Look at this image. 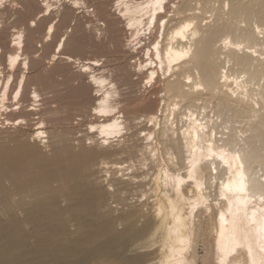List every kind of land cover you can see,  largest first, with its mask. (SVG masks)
Listing matches in <instances>:
<instances>
[{"label": "bare ground", "instance_id": "1", "mask_svg": "<svg viewBox=\"0 0 264 264\" xmlns=\"http://www.w3.org/2000/svg\"><path fill=\"white\" fill-rule=\"evenodd\" d=\"M35 6L0 0V35L11 34L0 41L4 212L24 214V198L46 194L51 183L70 184L94 163L112 197L126 201L130 187L140 193V205L119 217L128 226L116 236L130 238L137 214L154 223L132 249L134 264L154 254L156 264H199L198 245L212 236L213 264H264V0H35ZM67 20L57 40L59 21ZM45 22L41 41L27 51L25 30L35 33ZM121 23L129 34L126 62L115 54ZM77 27L86 36L94 31L97 47L113 57L69 52ZM45 44L53 46L49 62L77 63L89 82L44 69L35 82L30 66L44 65ZM49 123L55 132L86 130L77 144L56 136L48 151ZM8 125L17 131L3 134ZM98 191L101 200L106 195Z\"/></svg>", "mask_w": 264, "mask_h": 264}, {"label": "rangeland", "instance_id": "2", "mask_svg": "<svg viewBox=\"0 0 264 264\" xmlns=\"http://www.w3.org/2000/svg\"><path fill=\"white\" fill-rule=\"evenodd\" d=\"M29 1L34 4L35 9H38V6H35V0ZM104 1L109 5L113 2V0ZM70 12L72 16H80V14L76 13V10ZM61 15L65 14L61 13ZM65 22L62 21L61 23L59 21L62 27H58L57 40L66 27L70 25L68 20ZM47 23L45 22L41 29L35 33L30 32L28 29L25 30L24 39L27 43V51L31 52L33 49L30 45H38L37 41H41ZM74 31L69 44V52L81 57L100 56L107 59L113 57L110 52H103L97 47L94 31L88 36L85 35L81 27L75 28ZM128 35L123 23L120 24V30L114 35L118 46L115 54L125 62L129 59L127 54L129 48L126 41ZM9 38H11L9 31L0 35V41L2 42H9ZM84 41L88 42L87 49L83 48L82 42ZM52 51L53 46L50 47L45 44L42 51L43 58H41L42 64L45 66H40V62L31 64L29 76L32 79L34 78L35 82H39L37 75L43 69L47 73L58 71L64 74L71 72L78 78L77 82L85 84L89 82V74L79 75L80 67L77 63H67L66 59H59L54 63L49 62ZM1 62L5 63L4 57H0ZM90 103H94L93 98ZM155 103H157L156 100ZM19 115L18 113H11L9 117L13 119ZM34 126L35 124L32 122L31 127L33 128ZM85 130L86 125L81 129L77 128L75 130H68L64 127L63 130L55 132V128L49 123L48 146L42 147L44 150H53L57 146L55 141L58 138L56 136L59 135L66 141L65 143L77 144L78 137ZM3 131H5L3 134L14 133L17 128L8 125ZM26 139L30 143L33 142L32 137L28 135ZM37 143L41 144L38 139ZM9 145L12 146L13 143H9ZM95 170H97L96 165L92 163L91 166L84 167L83 173L70 184H66V182L60 185L51 183V187L44 192L46 194H35L24 198L20 203V205L22 203L26 204L24 214H21V210L11 213L14 215L5 213V202L1 201L0 264H134L133 255L137 253L132 249L137 246V243L142 238L147 237L154 223L148 217L149 215L147 220L144 221L145 217L137 214L136 219L132 223L136 229L131 233L130 238L121 240V238L125 237H117L116 234L128 226L126 221L121 224L119 217L128 210L140 205L138 200L140 193L136 192L135 188L130 187L128 189L129 193L126 192L125 194L127 196L126 201L112 197L108 191L109 183L105 175L102 172L96 173ZM141 177L142 175L139 178ZM68 185L70 186L69 192L67 191ZM98 190L104 192L106 198L103 197L99 200L97 197ZM67 192L72 197H66ZM30 213H33L34 218L26 220L25 217H29ZM80 224L84 226V229H79ZM5 237H11L12 240L8 241ZM198 246L200 253L198 256L199 264H213L214 237L212 236L209 240L200 242ZM139 261V264L157 263L155 254L154 256H142Z\"/></svg>", "mask_w": 264, "mask_h": 264}]
</instances>
